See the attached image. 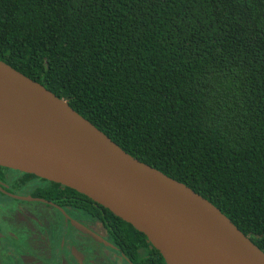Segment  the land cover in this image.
I'll return each mask as SVG.
<instances>
[{"label": "trees", "instance_id": "16d2710c", "mask_svg": "<svg viewBox=\"0 0 264 264\" xmlns=\"http://www.w3.org/2000/svg\"><path fill=\"white\" fill-rule=\"evenodd\" d=\"M0 60L264 252V0H0ZM47 183L44 198L85 207L123 250L165 264L130 224Z\"/></svg>", "mask_w": 264, "mask_h": 264}, {"label": "water", "instance_id": "95a60500", "mask_svg": "<svg viewBox=\"0 0 264 264\" xmlns=\"http://www.w3.org/2000/svg\"><path fill=\"white\" fill-rule=\"evenodd\" d=\"M0 166L106 208L143 234L165 264H264V252L211 202L123 151L65 100L1 60Z\"/></svg>", "mask_w": 264, "mask_h": 264}, {"label": "flooded vegetation", "instance_id": "af4514ba", "mask_svg": "<svg viewBox=\"0 0 264 264\" xmlns=\"http://www.w3.org/2000/svg\"><path fill=\"white\" fill-rule=\"evenodd\" d=\"M25 174L0 166V264H136L135 256L152 264L149 247L133 254L123 250L85 207L61 202V194L56 195L61 203L44 198L47 180ZM26 196L31 199L21 198ZM70 219L102 241L75 228Z\"/></svg>", "mask_w": 264, "mask_h": 264}, {"label": "rangeland", "instance_id": "374dc122", "mask_svg": "<svg viewBox=\"0 0 264 264\" xmlns=\"http://www.w3.org/2000/svg\"><path fill=\"white\" fill-rule=\"evenodd\" d=\"M11 203V202H10Z\"/></svg>", "mask_w": 264, "mask_h": 264}]
</instances>
